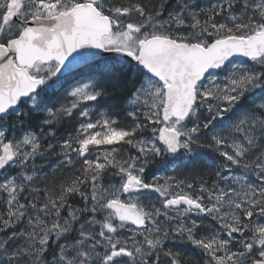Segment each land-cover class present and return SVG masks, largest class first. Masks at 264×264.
Masks as SVG:
<instances>
[{
	"label": "snow or ice",
	"instance_id": "1",
	"mask_svg": "<svg viewBox=\"0 0 264 264\" xmlns=\"http://www.w3.org/2000/svg\"><path fill=\"white\" fill-rule=\"evenodd\" d=\"M169 242L264 264V0H0V264H185Z\"/></svg>",
	"mask_w": 264,
	"mask_h": 264
},
{
	"label": "flooded vegetation",
	"instance_id": "2",
	"mask_svg": "<svg viewBox=\"0 0 264 264\" xmlns=\"http://www.w3.org/2000/svg\"><path fill=\"white\" fill-rule=\"evenodd\" d=\"M170 2L174 4L175 0H170ZM199 2H201L203 4H207V3L210 2V0H199ZM104 110H106V108H101L100 109V111H104ZM67 128H69V130H71L70 127H67ZM64 129H65V127H64ZM64 137H66V136H64ZM55 159L53 161H51V162H49V159H39L38 158V160H37V165H41V164L43 165V169L41 170V175L46 177L47 181L49 180V177L51 175L55 176L58 173V171L62 172V175H65L64 172L67 173L64 170H58V168H57L58 159L57 158H55ZM146 176H147L149 182H152V178L155 175L146 174ZM151 199H153V198H151ZM153 200H154L153 204H155L157 207H160V200L158 199V197H154ZM172 214L175 215V212H173ZM192 218L197 219V220L201 219V217H195V216H193ZM203 226H206L207 228L211 229V228L214 227V222H210V221L205 220ZM201 234H203V232ZM168 247L172 248L173 251H180V252L181 251H185L186 252L185 255L190 254L191 256L195 255L197 257V259H192V260L184 259L185 260V264H198V262L202 259L199 250L193 248L190 244H187V243H185V244L176 243L175 245H173L172 242H169Z\"/></svg>",
	"mask_w": 264,
	"mask_h": 264
},
{
	"label": "trees",
	"instance_id": "3",
	"mask_svg": "<svg viewBox=\"0 0 264 264\" xmlns=\"http://www.w3.org/2000/svg\"><path fill=\"white\" fill-rule=\"evenodd\" d=\"M69 126L65 125V129L63 128H59L58 132H57V136L58 138H62L64 136H67V132L70 131L69 128H67ZM56 157H52L49 159V162L53 161ZM184 170L182 168H176L175 170H173L172 167H168V168H164L161 162H156L153 164H150L148 166V169L146 170V174H152L158 177H161V179L159 180V183L163 184L164 183V178H166L167 176H172V175H176L178 178L183 179L184 176L179 175V173L183 172ZM65 175H67L68 173H65ZM62 175V172L58 171V173L55 176H51L49 177V180L47 181L48 183H51L54 179H58V177H60ZM200 175L203 176L204 178H207L209 180H211L213 178V176L210 174V170L208 169H201L200 171ZM209 175V176H208ZM190 178V177H189ZM199 178V177H198ZM183 258L186 260H192V259H197V257L195 255H185V251H181Z\"/></svg>",
	"mask_w": 264,
	"mask_h": 264
},
{
	"label": "rangeland",
	"instance_id": "4",
	"mask_svg": "<svg viewBox=\"0 0 264 264\" xmlns=\"http://www.w3.org/2000/svg\"><path fill=\"white\" fill-rule=\"evenodd\" d=\"M154 197H157V195L154 194V195H152V196L150 197V200H151L152 203H154V200H153ZM151 198H153V199H151Z\"/></svg>",
	"mask_w": 264,
	"mask_h": 264
},
{
	"label": "bare ground",
	"instance_id": "5",
	"mask_svg": "<svg viewBox=\"0 0 264 264\" xmlns=\"http://www.w3.org/2000/svg\"><path fill=\"white\" fill-rule=\"evenodd\" d=\"M55 160H56V159H55ZM50 171H51V170H50ZM54 172H55V171H54ZM55 173H56V172H55ZM47 175H48V174H47ZM49 175H50V174H49ZM51 176H52V175H51ZM51 176H50V177H51ZM208 176H209V175H208ZM58 178H59V177H58Z\"/></svg>",
	"mask_w": 264,
	"mask_h": 264
},
{
	"label": "water",
	"instance_id": "6",
	"mask_svg": "<svg viewBox=\"0 0 264 264\" xmlns=\"http://www.w3.org/2000/svg\"><path fill=\"white\" fill-rule=\"evenodd\" d=\"M238 59H244V58H238Z\"/></svg>",
	"mask_w": 264,
	"mask_h": 264
}]
</instances>
